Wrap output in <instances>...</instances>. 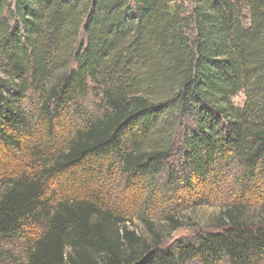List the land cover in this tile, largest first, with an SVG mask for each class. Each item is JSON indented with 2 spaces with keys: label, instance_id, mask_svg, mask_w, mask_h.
I'll return each mask as SVG.
<instances>
[{
  "label": "trees",
  "instance_id": "1",
  "mask_svg": "<svg viewBox=\"0 0 264 264\" xmlns=\"http://www.w3.org/2000/svg\"><path fill=\"white\" fill-rule=\"evenodd\" d=\"M26 100L39 121L78 119H67L62 148L41 151ZM17 154L31 171L0 192V241L47 211L43 195L53 174L89 173L106 159L117 160L129 179L164 173L168 184L175 178L189 186L234 164L245 182L258 183L264 0H0V168ZM56 206L26 264H245L264 257V222L247 225L230 209L219 232L172 248L157 239L126 248L118 238L129 244L133 233L111 232L102 222L110 213L92 201L67 198ZM167 220L173 229L183 225L173 215Z\"/></svg>",
  "mask_w": 264,
  "mask_h": 264
},
{
  "label": "rangeland",
  "instance_id": "2",
  "mask_svg": "<svg viewBox=\"0 0 264 264\" xmlns=\"http://www.w3.org/2000/svg\"><path fill=\"white\" fill-rule=\"evenodd\" d=\"M90 99L95 101L92 97ZM233 100L240 104L243 95L239 93ZM25 103L29 117L37 124L33 138L41 141V151L54 153L57 148H62L68 134L67 119L71 122L78 119L72 113L50 125L44 122V118L39 121L38 109L31 102L26 100ZM19 155L4 159L0 168V192L6 182L17 179L21 173H30L31 168ZM76 172L78 174L74 175L75 171L67 173V170H62L48 179L43 195V198L49 199L47 211L42 212L38 220L25 223L15 236L0 241V264H26L34 239L44 231L48 213L51 215L58 202L67 198L90 200L97 209L110 213L111 217L101 221L111 232L118 231L121 235L126 229L135 237L128 244L119 236V241L126 248H138L156 239L161 240V247L172 248L177 241L194 239L206 232H219L224 228L221 215L225 209H230L247 225L255 227L264 222V177L258 183L245 182L241 177L242 170L234 164L220 176L213 174L214 177L202 184L191 178L189 186L175 178L168 184L164 173L137 175L129 179L121 171L117 160L111 159L104 160L100 167H94L89 173ZM169 215L183 225L173 229L174 224L167 220ZM186 264L231 263L226 259L214 263L192 259ZM245 264H264V257Z\"/></svg>",
  "mask_w": 264,
  "mask_h": 264
}]
</instances>
